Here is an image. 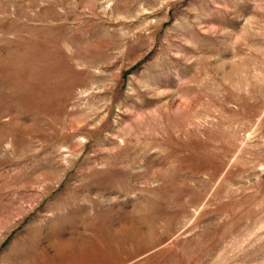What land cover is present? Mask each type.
I'll list each match as a JSON object with an SVG mask.
<instances>
[{"label":"rangeland","instance_id":"rangeland-1","mask_svg":"<svg viewBox=\"0 0 264 264\" xmlns=\"http://www.w3.org/2000/svg\"><path fill=\"white\" fill-rule=\"evenodd\" d=\"M0 264H264V0H0Z\"/></svg>","mask_w":264,"mask_h":264}]
</instances>
